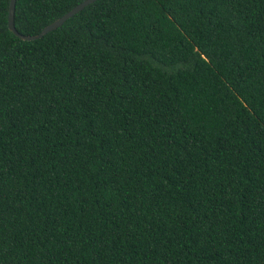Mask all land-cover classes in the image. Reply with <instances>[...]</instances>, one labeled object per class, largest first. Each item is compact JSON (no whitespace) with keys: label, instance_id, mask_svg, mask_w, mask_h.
Here are the masks:
<instances>
[{"label":"trees","instance_id":"16d2710c","mask_svg":"<svg viewBox=\"0 0 264 264\" xmlns=\"http://www.w3.org/2000/svg\"><path fill=\"white\" fill-rule=\"evenodd\" d=\"M8 6L0 264H264V0Z\"/></svg>","mask_w":264,"mask_h":264},{"label":"water","instance_id":"95a60500","mask_svg":"<svg viewBox=\"0 0 264 264\" xmlns=\"http://www.w3.org/2000/svg\"><path fill=\"white\" fill-rule=\"evenodd\" d=\"M95 0H83L74 7H72L69 11L64 13L62 16L59 18L55 19L48 25L44 26V28L37 34L34 35H25L21 34L14 25V13H15V3L16 0H9V6H8V28L10 31L14 33L17 37H19L22 40H34L41 38L43 35L46 33L56 29L57 27L61 26L67 19L72 17L74 14L82 10L85 6L88 4L92 3Z\"/></svg>","mask_w":264,"mask_h":264}]
</instances>
